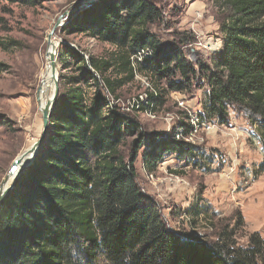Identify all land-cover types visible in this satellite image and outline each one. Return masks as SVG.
I'll use <instances>...</instances> for the list:
<instances>
[{
  "label": "trees",
  "instance_id": "1",
  "mask_svg": "<svg viewBox=\"0 0 264 264\" xmlns=\"http://www.w3.org/2000/svg\"><path fill=\"white\" fill-rule=\"evenodd\" d=\"M221 7L222 51L198 71L178 46L163 47L148 32L161 17L149 0H99L62 28L114 50L87 58L63 52L71 59L64 66L75 65L81 77H69L58 93L38 154L0 204V264H257V235L241 248L229 236L185 238L168 228L158 203L140 187L134 163L142 149L143 171L152 174L169 156L197 158L199 148L176 139L175 130L144 136L136 117L112 103L133 80L132 52L150 48L155 58L137 70L166 85L152 112L203 74L208 102L198 117L223 122L229 107L246 108L259 117L264 142V0H221ZM257 172L264 173V160ZM183 214L189 218L191 211Z\"/></svg>",
  "mask_w": 264,
  "mask_h": 264
},
{
  "label": "rangeland",
  "instance_id": "2",
  "mask_svg": "<svg viewBox=\"0 0 264 264\" xmlns=\"http://www.w3.org/2000/svg\"><path fill=\"white\" fill-rule=\"evenodd\" d=\"M29 1L33 4L0 1V63L6 68L0 72V186L13 160L40 136L37 95L47 63L48 36L55 25L51 40L57 52L59 94L69 77H81L75 65L64 66L71 61L64 56L65 49L86 58L108 57L114 50L84 33L65 35L62 31L87 9L83 7L87 0ZM149 1L161 13L148 26L156 41L163 47L178 46L196 71L211 67L223 46L221 0ZM133 74V80L117 91L114 103L136 117L144 136L171 132L183 122L186 139L199 148L197 158L169 156L152 174L143 171L140 149L134 167L143 192L158 203L168 228L181 237L216 241L225 235L236 247L247 248L250 238L257 235V264H264V173L257 172L264 160V142L259 139V117L235 106L227 109L223 122L201 120L198 115L204 114L209 92L203 74L186 92L169 94L166 103L151 112L153 117L149 111H127L129 102L143 90L138 78H147L157 92L166 88L165 81L154 82L144 71ZM195 117L193 128L191 118ZM128 149L126 142L121 149L124 157ZM194 209L201 214L193 215ZM184 210L191 211L189 218Z\"/></svg>",
  "mask_w": 264,
  "mask_h": 264
},
{
  "label": "water",
  "instance_id": "3",
  "mask_svg": "<svg viewBox=\"0 0 264 264\" xmlns=\"http://www.w3.org/2000/svg\"><path fill=\"white\" fill-rule=\"evenodd\" d=\"M96 2H97V0H87L84 3L83 7L88 8ZM57 26H58V23L55 25V27L53 28V30L50 32V34L48 36L47 45L51 49L50 50L47 49V52H46V61L48 59V61H49L48 63L51 67V74H52L53 78L56 80L54 94H53L51 100L45 105V107L41 113V115H42V129H41V133H40L39 138L36 140V142L33 144L32 148L29 151L20 154L18 157H16L13 160V162H12V164L8 170L7 176L3 182V184H4L7 182L8 178H12L11 184L8 187H6L5 189H2L3 184L0 186V204L2 203L3 199L7 196V194L9 192H11V190L14 188V186H15L17 180L19 179V177L21 176V174L32 164V162L34 161L36 155L38 154V152H39V150H40V148L44 142V139L46 137V131H47L48 123L50 120V114H51V111L53 109V106L55 104V101L57 99L58 92H59L58 79H57V66L55 64V60L57 59L55 57V55H57V52H56V49L53 46V43L51 40L53 32ZM38 92H39V89H38ZM37 100H38V95H37ZM27 155H31V158L29 160L25 161V158L27 157Z\"/></svg>",
  "mask_w": 264,
  "mask_h": 264
},
{
  "label": "built area",
  "instance_id": "4",
  "mask_svg": "<svg viewBox=\"0 0 264 264\" xmlns=\"http://www.w3.org/2000/svg\"><path fill=\"white\" fill-rule=\"evenodd\" d=\"M153 58H155V52L150 48L134 50L129 58L133 72L135 73L138 68V65L143 64L145 61L152 60ZM138 79L141 83L143 90L136 98L132 99V101L129 102V107H127L126 110L129 111L130 109H135L138 111H149L150 116L153 117V114L151 113V108L153 105V100L158 96V92L154 89V87L147 80V78L143 77ZM112 103L114 102L112 101ZM191 120V126L194 128L198 119L191 118ZM174 130L176 131V139H182L186 143H190V141L186 139L188 133H185V131L188 132V130L185 129V126H181L179 124ZM190 144L193 145L192 143Z\"/></svg>",
  "mask_w": 264,
  "mask_h": 264
},
{
  "label": "bare ground",
  "instance_id": "5",
  "mask_svg": "<svg viewBox=\"0 0 264 264\" xmlns=\"http://www.w3.org/2000/svg\"><path fill=\"white\" fill-rule=\"evenodd\" d=\"M48 49L50 50L51 48L48 47ZM55 57L57 58L56 55ZM46 62L47 63L45 67V73L40 80L39 92H38L39 110L41 111V113L45 105L51 100L54 94L55 83H56V80L53 78L51 74V67L48 63L49 62L48 59ZM34 143L35 141H32L31 143H29L28 144L29 146L23 151V153L29 151L32 148ZM30 158H31V155H27V157L25 158V161L29 160ZM11 180L12 178H8L7 182L2 185V189H5L6 187H8L11 184Z\"/></svg>",
  "mask_w": 264,
  "mask_h": 264
}]
</instances>
